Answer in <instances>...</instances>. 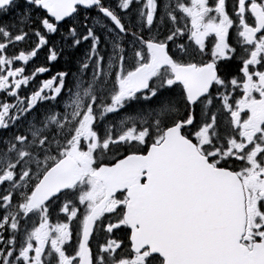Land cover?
Segmentation results:
<instances>
[{
    "label": "snow or ice",
    "instance_id": "snow-or-ice-1",
    "mask_svg": "<svg viewBox=\"0 0 264 264\" xmlns=\"http://www.w3.org/2000/svg\"><path fill=\"white\" fill-rule=\"evenodd\" d=\"M99 2V0H97ZM140 0H125L124 7L122 11H127L133 3H139ZM245 4L251 3V0H243ZM241 0H236V12L235 15H239V5ZM151 4V8L148 5ZM226 4V0H225ZM84 9H91L93 6L90 4L82 5ZM165 8L168 5L164 6ZM161 10L160 0H145L141 5V15H145L146 19L142 22L144 29H147L149 32V38L145 39L142 35L140 37L143 41V48L146 50L148 44L156 43L160 44L165 53L169 54L170 58L176 56H183L187 49L185 48L186 43H194L191 38V35L185 33L183 28L178 29V35L175 32H170L166 36L153 40L151 38V33L154 25L156 24L158 14ZM210 10L212 7L210 6ZM102 15L107 13V9H98ZM44 10L41 7L39 0H0V32L9 33L11 29H16L18 26L23 29L24 25L27 23L29 27H32L33 24H39V27L32 28V35L36 37V45L32 49V54L29 60H25L22 63L20 68V73H24L23 82L19 85V88L31 89L27 92V95L21 97L22 102H26L25 106L27 110L24 112L23 116H14L11 125L5 122L4 117L10 113L7 111V105H5L6 111L0 113V132L7 131L9 127H15L18 122L24 120L27 117H32L33 113L39 115L42 108H47L49 105L56 107L59 101L63 99L64 89L66 87L67 81L72 77V69L76 68L78 71H87L93 68V64L85 63L89 55L93 61L99 60L100 63V76H96L95 71L92 72V75L97 81H99L104 74V67L107 63L106 58L103 54L99 57L95 55L96 52H99L101 45L104 43L103 37L92 30L87 23L88 17L85 16L84 28L85 32L79 36L76 34V29L73 26H70L69 19L67 17L61 19H56L52 17L51 21L48 15H42ZM225 14H227V5L225 7ZM169 18L172 21L176 20V16L172 13H168ZM35 16V19L33 17ZM159 19L163 21V16L160 15ZM30 22V23H29ZM97 27H102L101 25H96ZM124 34H127L123 30V26L120 29ZM63 33H68L63 35ZM93 36L96 37L97 42H93ZM185 38L181 40V38ZM165 41L161 43V41ZM179 41V43H177ZM88 47H85V46ZM133 47H135L133 45ZM216 47L215 43L209 44L206 40L203 45H196V51L201 57L207 58L208 62L215 60V69L217 75H219V69L221 64L224 61L231 62L232 55L235 54V48L229 43L228 38H225V50L223 55L219 60H216V55L214 49ZM41 51L45 52V63L39 65L36 68H33L31 72L28 71V65L37 58ZM122 53H126L127 50L121 48ZM147 57V58H146ZM151 53L150 52H140L137 50L133 53V59L139 61L138 64H135L129 69L128 72L123 71L124 64L126 63L128 57L127 55H121L119 57V70L115 73L114 77L110 76L111 86L107 92V99L105 100L106 107L103 109V118H108L112 115H119L120 113L125 114L126 120H135V117L128 115L130 111L134 110L139 106L141 110L144 109V106L147 105V114L140 118L141 127L137 128L135 123L132 124V127L128 129V132L135 133L137 131L151 135V130L144 125L147 124L149 116L154 112L158 113L160 116H163L164 113L168 110L169 104L177 96V89H180V98L184 105H186V111L182 118L178 121L173 122L171 127L179 126L183 131H189L190 135L193 137L197 134L199 129L195 126L199 123L201 116L206 117L208 115L207 111H199L201 108L200 97L192 99L188 96L187 90L184 88L183 82L179 79H167L160 75L159 70L152 72L147 75L141 82H139L135 88L125 91L122 87V81L128 76L138 73L141 68L146 66L150 61ZM201 67L206 66L201 64ZM108 68H112L113 64L107 63ZM243 71V69H241ZM19 75V73H18ZM47 78H42V77ZM38 81V83H37ZM33 85H35L33 87ZM11 88V84L9 85ZM19 88L15 91H9L5 93L9 97L19 96ZM0 91H3L0 89ZM103 92L104 89L101 88ZM202 95H207L204 93ZM36 97L35 103H31L32 98ZM99 98L94 97L92 100V107L98 103ZM211 101H208V104L204 107L207 108L210 106ZM59 113L57 112V115ZM124 121H121L123 123ZM157 127L160 125V120L154 121ZM35 135V134H33ZM99 135V133H97ZM147 135L141 140V143L147 142ZM28 139L27 136H17V143H22ZM136 137L133 136L130 142H135ZM117 143H121L122 139L120 137L115 138ZM0 143L5 145V150L10 151L8 148L9 141L7 139L0 140ZM155 143V142H154ZM47 141H40L39 145H30V147H38L39 149L46 148ZM248 144H245V149L248 147ZM245 149H240L243 152ZM264 155V149L261 153H258L257 156ZM220 153H213V158L219 160ZM229 159H234V157H225L224 161H221V164H227ZM242 159V157H241ZM264 178V175H262ZM2 183V181H0ZM63 191V190H61ZM15 193L9 194L7 197L0 196V208L6 209L4 204L5 200H8L11 203V198ZM60 193H56L58 197ZM52 198L50 197L49 200ZM48 202H45V211H47ZM258 208L264 209V202H258ZM61 214L66 215L67 209H63ZM264 216V212L261 215H258L255 218V229L254 237H248L249 243H255L260 245L264 243V223H260L261 217ZM27 218V214L26 217ZM8 223V217L6 214L0 213V228L5 227ZM105 231H110L109 226L105 225ZM69 231H71V225H69ZM124 232L123 235L119 237L116 249H109L106 244L101 243L99 245L98 252L99 254L94 257L93 264H105V253L111 252V255L107 258L114 262V264H119L117 261V252L123 250L124 246L127 245L132 256L135 255V249L132 248V239L129 233L124 230L123 225L118 226L116 229H112L111 232ZM95 225H93V231L89 233L87 246L89 251H92V241L94 239ZM82 239V231L81 236ZM71 238L69 243H71ZM251 250V249H249ZM9 256L12 255L11 251L8 253ZM132 256L127 257L131 259ZM149 258L146 261V264H151V259ZM16 259L19 261L21 259L20 254L18 253ZM72 259H77L73 255ZM27 264V262H25Z\"/></svg>",
    "mask_w": 264,
    "mask_h": 264
},
{
    "label": "water",
    "instance_id": "water-1",
    "mask_svg": "<svg viewBox=\"0 0 264 264\" xmlns=\"http://www.w3.org/2000/svg\"><path fill=\"white\" fill-rule=\"evenodd\" d=\"M173 137L172 133H167L165 150L167 163L165 160H157L163 156L154 154L153 160L145 162L131 160L128 165L130 169L132 168L133 173H137L136 168L145 167L148 172L149 187L154 186L161 196L166 191L175 193L171 208L159 207L162 215L152 217L149 214L146 215L142 223L141 237L147 235L149 238L150 235L154 234L157 238L155 242H158L157 246L159 247L155 252L160 253L162 257L168 258L170 261H173L174 256L177 255L183 261L187 260V264H209L207 259H209L211 250L200 247L213 237L211 231L207 232L211 224L206 214L207 209L212 205L209 202L205 203L203 198L199 203L193 201V197L198 196L196 172L188 171L187 164L190 161V153L179 141L173 140ZM168 161L170 167L174 166L178 171L172 172L171 169L166 168ZM203 169H207V167ZM184 171L185 177L183 176ZM189 174H194L191 176V181L188 178ZM160 230L165 235H162ZM186 240L187 245L184 246L183 243ZM169 246H172L170 250ZM213 246V255L217 260L221 250L217 246V238H214Z\"/></svg>",
    "mask_w": 264,
    "mask_h": 264
},
{
    "label": "flooded vegetation",
    "instance_id": "flooded-vegetation-1",
    "mask_svg": "<svg viewBox=\"0 0 264 264\" xmlns=\"http://www.w3.org/2000/svg\"><path fill=\"white\" fill-rule=\"evenodd\" d=\"M169 0H160V3H161V10L165 9V4L168 2ZM253 6L255 8H257L261 13L264 11V0H251V3L249 4H246L245 7H242L240 6L242 12H241V18H248L247 19H252V16L250 15L249 12H247L246 14V11L248 10V8L250 6ZM160 10V11H161ZM228 11L232 14H234L236 11L231 9H228ZM163 23H164V29L170 33V32H176L177 31V27L175 26V24L172 23V21L170 19H163ZM250 24L251 25H254L255 24V21L253 23V21H250ZM258 34L256 36V50L259 52L260 56L262 58H264V23L263 25L259 28L258 30ZM228 38V41L229 43H233L235 38H234V33H233V29H231L229 32H224L223 33V38H224V41H225V38ZM200 38H201V35H200ZM210 43H215L216 44V47H215V51H218L219 50V45L220 43L218 44V41H217V37L216 36H213L211 39H210ZM225 45V43H224ZM185 48L187 49V52L188 54H190L189 52V49L187 48V46H185ZM187 52L183 55L184 57L186 58H191V59H194L195 62L196 61H199L200 60V55H197L196 57H191L187 54ZM43 61L45 62V57L43 56ZM176 59L178 60L179 59V56H176ZM32 65H36L35 63H33ZM22 67V64H19L18 67L14 70L15 71V75H16V79L19 78V80H15V82H17L19 85L23 82V77H24V73H20V68ZM28 67V71H29V65L27 66ZM15 68L12 67L11 69L13 70ZM19 73V75H18ZM42 78H47L46 76L45 77H42ZM35 85H33L34 87ZM31 89H23V88H20L19 90V93L20 95L19 96H16V97H11L10 98V103H7L6 105L8 106L7 108H9V110L11 112H8L10 113L9 115H6L4 117L6 123H11L14 116H23L24 112L27 110L25 104L26 102H22L21 101V97L27 95V92L30 91ZM36 100V97H33L32 98V101L31 103H34ZM180 102H181V105L183 107V112L181 113L180 117H176L173 119V122H176L178 121L180 118H182L185 114V111H186V105H184L181 101V99L179 98ZM201 103V108L198 109V112L199 111H204V105L202 102ZM174 104V102L172 103ZM17 108H22V110H19V111H16V112H13L12 109H17ZM6 110H4L3 112H5ZM262 116V115H261ZM260 116V119H261V126L262 128L264 129V117L261 118ZM249 117V115H244L242 116V118L244 120H247V118ZM256 117L258 118V114H256ZM19 123V122H18ZM198 129V128H197ZM190 132H187L186 135L190 138ZM197 137H200L201 134H200V131L197 132V134L195 135ZM193 137V136H192ZM213 146L211 145V148ZM0 213H3V214H6L7 217H8V220L10 221H15V222H20L21 225L24 227V228H28L29 230H32V231H36L38 230V228H40V221H38L36 219V217H33L32 215H30L29 213H26L22 210V204L17 206L16 204L14 205H8L6 207V209L4 208H0ZM26 214H27V218L26 217ZM84 217L83 214H81L80 212H76V213H68L66 214V216L63 217L62 221L63 223L67 226V231H69V225H71V231L70 232V238L72 240L71 243H76L77 241V238H78V230H79V227H80V221L82 220V218ZM101 222L98 223V226L97 228L100 229L101 228ZM56 228V227H55ZM66 230V229H65ZM41 237H38L37 238V241L40 240L41 241ZM42 244V242H41ZM41 250V246H39L37 249H36V253H35V261L33 264H44V262L42 261V256L41 254H39L38 252ZM61 264H73V261H61Z\"/></svg>",
    "mask_w": 264,
    "mask_h": 264
},
{
    "label": "rangeland",
    "instance_id": "rangeland-1",
    "mask_svg": "<svg viewBox=\"0 0 264 264\" xmlns=\"http://www.w3.org/2000/svg\"><path fill=\"white\" fill-rule=\"evenodd\" d=\"M105 51V49H104ZM106 52V51H105ZM167 79H169V77L167 76L166 77ZM175 102H178V104L180 105V107L177 105V104H173L171 105V103H173V101L169 104V108L168 110L164 113L163 116H160L158 113H153L151 116H149L148 119H162L164 120V117H170V114L172 113H175L176 111H180V112H183V107L180 103V101H175ZM139 107V106H138ZM147 110V108H146ZM147 114V112H146ZM81 126L78 128L79 131L81 132H86V128H85V124L82 122V124H80ZM71 129V128H69ZM68 132H71V130H69ZM61 136V134L59 135ZM92 138H84L83 139V142L79 144V151H83L85 154L88 153L89 157L94 156L96 152L102 150L100 146L96 147L95 145H93V142H92ZM72 143L74 142V140L71 141ZM17 148L16 147H12V146H9L8 148L10 149V151L12 152H15L14 157L16 158L17 156H21V152L19 151V149L22 147L20 146V143H17ZM59 142H57V148H59Z\"/></svg>",
    "mask_w": 264,
    "mask_h": 264
},
{
    "label": "bare ground",
    "instance_id": "bare-ground-1",
    "mask_svg": "<svg viewBox=\"0 0 264 264\" xmlns=\"http://www.w3.org/2000/svg\"><path fill=\"white\" fill-rule=\"evenodd\" d=\"M107 51V49H105ZM157 215H162L161 211H158Z\"/></svg>",
    "mask_w": 264,
    "mask_h": 264
}]
</instances>
